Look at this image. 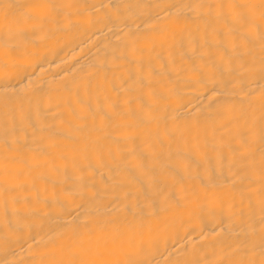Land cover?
Listing matches in <instances>:
<instances>
[{
    "label": "bare ground",
    "instance_id": "1",
    "mask_svg": "<svg viewBox=\"0 0 264 264\" xmlns=\"http://www.w3.org/2000/svg\"><path fill=\"white\" fill-rule=\"evenodd\" d=\"M0 264H264V0H0Z\"/></svg>",
    "mask_w": 264,
    "mask_h": 264
}]
</instances>
